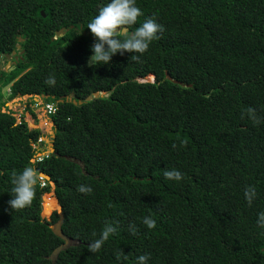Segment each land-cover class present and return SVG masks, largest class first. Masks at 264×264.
<instances>
[{
	"label": "trees",
	"instance_id": "16d2710c",
	"mask_svg": "<svg viewBox=\"0 0 264 264\" xmlns=\"http://www.w3.org/2000/svg\"><path fill=\"white\" fill-rule=\"evenodd\" d=\"M109 2L0 0V53L24 50L13 70L0 71V264H52L64 242L51 229L60 217L46 220L42 208L47 215L57 200L63 232L80 243L56 264H137L145 254L147 264H264V0H136L144 15L135 27L155 18L161 38L139 62L117 53L110 65L89 66L87 25ZM10 83L9 99L49 95L57 104L54 151L42 159L34 146L42 130L3 111ZM95 92L103 96L60 102ZM248 107L260 124L242 118ZM27 166L50 179L39 181L30 208L6 211L11 173ZM166 169L183 179L166 180ZM81 184L93 193L78 192ZM247 186L257 193L251 206ZM106 221L117 233L91 253ZM121 250L127 260L116 258Z\"/></svg>",
	"mask_w": 264,
	"mask_h": 264
},
{
	"label": "clouds",
	"instance_id": "9594fccd",
	"mask_svg": "<svg viewBox=\"0 0 264 264\" xmlns=\"http://www.w3.org/2000/svg\"><path fill=\"white\" fill-rule=\"evenodd\" d=\"M143 15L144 13L141 8L137 6L136 0H110L109 3L101 7L98 10V14L87 25V29L90 30L91 34L95 38L93 43L90 45L92 55L88 59L89 66L110 65L112 57L117 53H119V55L121 56H123L125 53H131V58L134 61L139 62L140 57L148 51L151 43L155 40L160 39L164 32V26L157 23L155 18L152 17L145 19L139 24L138 27H135L139 21V18ZM143 80L144 79H142V81ZM154 80L155 76L153 81ZM11 84L12 83L7 85L9 86L7 90V92H9V96L11 94ZM45 84L50 87H54L56 85L55 76L50 75L45 80ZM45 96L41 95L33 97L32 95H27L29 103L27 104L26 102L24 104V109H27L30 116L33 115L28 110V106L32 111H34L32 108L33 105H35L36 108H39L42 104H45L44 110L48 117L51 113H54L56 111L57 104L54 102H45ZM18 97V99L21 100L22 96ZM39 99H42L43 103L39 102ZM13 103L21 104L22 106V101H14ZM48 106L52 107L51 112H49ZM4 108L8 111H12L13 115L16 117L14 111L9 110L6 104ZM245 113L247 114L248 118L252 120L254 125H258L261 123V118L257 116L256 109L252 107L246 108L245 112L242 113V118H244ZM22 120L26 122L28 121L26 120V118H22L21 121ZM17 122L19 121L17 120ZM54 130L55 129H53V131ZM44 138L45 136L43 134V137H41L40 141H44ZM181 145L186 146V143L182 141ZM173 147L175 148L177 146L173 144ZM48 153L51 152L48 151L46 153L38 149L36 158L42 159V157L47 155ZM163 176L166 180L180 181L183 179V174L176 169H166L163 172ZM42 178L43 173L39 172L32 166H27L20 172L13 171L10 177V182L12 185L10 194L12 198L7 201L9 208L6 209V211H10L11 213H13L14 211H22L25 208H30L35 199L36 187ZM44 184L45 183H43V185ZM52 185L54 190V184L52 183ZM77 191L85 195H90L93 193L92 187L85 184L79 185L77 187ZM244 195L246 200L248 201L249 206H251L254 198L257 195L255 187L247 186L244 190ZM258 216L259 218L257 223L260 227L264 228V212L259 213ZM142 222L149 229H154L156 227V221L150 216H145ZM117 230L118 229L116 225H114L112 222L106 221L101 231L100 237L88 244V250L91 253L99 252L105 242L109 240L110 236L117 233ZM129 230L133 235H135L137 232L136 226L134 224L130 226ZM116 258L118 260H120L121 258H123L124 260L128 259L123 250L116 254ZM149 258L150 254L140 255L137 257V264H147Z\"/></svg>",
	"mask_w": 264,
	"mask_h": 264
},
{
	"label": "rangeland",
	"instance_id": "374dc122",
	"mask_svg": "<svg viewBox=\"0 0 264 264\" xmlns=\"http://www.w3.org/2000/svg\"><path fill=\"white\" fill-rule=\"evenodd\" d=\"M153 79L150 77H146L143 81H153ZM8 88H9V86L2 88L1 93L3 94V97L1 100L6 101V105L8 106V109H10L11 107L15 108V109H13V108H11V109L14 111L17 118L20 116H21V118H26V120H28L27 122H28V125L30 128H40L42 130V132L45 136V138L43 139L44 144H41L40 142H34V146H36V148L40 149V151L42 150V151L47 153L50 150L49 142L52 139L53 123L49 120V117L44 110L45 104H42L39 108H36L35 105L32 104L33 105L32 108L37 115L36 118H34L33 116H30L28 114L27 109H24V106H25L24 104L26 102H27V104L29 103L27 95L22 96L21 100L18 99L19 97L9 99L8 98L9 92H7ZM14 101H22V106H21V104H14L13 103ZM39 102L43 103V100L39 99ZM5 110L6 109L3 108V111H5ZM51 191L54 193L53 187H52ZM54 196H55V194H54ZM57 202H58V200H57ZM42 207H43V205H42ZM59 211H60V205L58 202L57 208H55L51 212H50V208L46 207L45 212L48 213L47 215L43 214V208H42V217L46 220H50L53 212H59Z\"/></svg>",
	"mask_w": 264,
	"mask_h": 264
},
{
	"label": "water",
	"instance_id": "95a60500",
	"mask_svg": "<svg viewBox=\"0 0 264 264\" xmlns=\"http://www.w3.org/2000/svg\"><path fill=\"white\" fill-rule=\"evenodd\" d=\"M42 14L45 15L44 14V11H42ZM73 27L74 26L71 25V28H73ZM68 30H69V28L62 27L61 29H59L56 32V36L53 37L52 39L54 40L57 37L64 35L66 33V31H68ZM19 41H23V38L21 36L19 37ZM20 47L21 46L18 45V49H20ZM0 68H1V66H0ZM12 69H13V67H10V70H12ZM167 76H168V78L172 79V77L169 75L168 72H167ZM99 96H103V94L102 93H99V92H95L93 95L87 96L85 100H78L77 101V100L72 99L71 96H67L65 98H62L60 101L61 102H63V101H69V102H71L72 101L75 104H82L84 101H90V100H93L94 98H97ZM48 97H49V95L45 96V98H48ZM55 136L56 135H55V130H54L53 133H52V139L49 142V148H50L49 151L50 152H53L54 151V138H55ZM68 159H70V158H68ZM76 161L78 162V160H76ZM43 178L50 179V177L47 174H45V173H43ZM58 214H59V217L60 218L58 219V221L56 223H54V224L51 225V229L53 230V232L57 236L61 237L64 240V242L60 246H58L52 252V254L50 255L49 258L52 261V264H56L57 259L59 257V254L61 253V251L65 250L69 246L76 245V244L80 243V240L74 239V238L66 235L63 232V227L62 226H63V223H64V215H63V212H62V209L61 208H60V211L58 212Z\"/></svg>",
	"mask_w": 264,
	"mask_h": 264
},
{
	"label": "flooded vegetation",
	"instance_id": "af4514ba",
	"mask_svg": "<svg viewBox=\"0 0 264 264\" xmlns=\"http://www.w3.org/2000/svg\"><path fill=\"white\" fill-rule=\"evenodd\" d=\"M18 45L21 46V44L18 43L16 45V50H13L11 53H0V71H10V67L15 68L17 64L22 60L24 50L22 49V46L20 47V49H18Z\"/></svg>",
	"mask_w": 264,
	"mask_h": 264
},
{
	"label": "built area",
	"instance_id": "2783aa9c",
	"mask_svg": "<svg viewBox=\"0 0 264 264\" xmlns=\"http://www.w3.org/2000/svg\"><path fill=\"white\" fill-rule=\"evenodd\" d=\"M15 106H16V105H15ZM48 107H49V112H51L52 107H51V106H48ZM11 108L15 109L14 107H11ZM11 108H10L9 110H12ZM21 119H22L21 116L17 118V120H18L19 122L21 121Z\"/></svg>",
	"mask_w": 264,
	"mask_h": 264
}]
</instances>
